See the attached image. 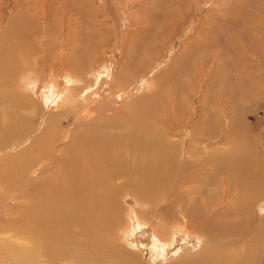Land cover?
Returning <instances> with one entry per match:
<instances>
[{"label":"rangeland","instance_id":"374dc122","mask_svg":"<svg viewBox=\"0 0 264 264\" xmlns=\"http://www.w3.org/2000/svg\"><path fill=\"white\" fill-rule=\"evenodd\" d=\"M9 45L14 60L28 54L29 66L11 74L8 59L0 61V122L12 127L8 132L1 129L2 168L34 158L33 151L22 154L25 145L42 126L59 121L56 114L65 105L82 104L74 115L67 113L60 120L63 145L56 154L46 147L43 156L48 161L40 168L34 165L35 179L41 172L48 176L51 163L56 164L71 142L106 127L123 108L131 107L133 117L115 119V124H142L151 113L149 121L156 117L173 136L174 159L184 155L185 163L194 166L186 177L181 170L179 175L187 183L181 189L187 196L181 199L195 207L190 215L173 211L174 217L170 212L159 217L163 228L155 233V218H136L147 208L134 196L121 195L117 203L123 212L118 223L122 232L112 234L115 240L126 242L145 264L152 259L151 242L157 235L161 242L172 243L167 263L180 246L200 248L206 239L202 260L235 245L238 264H264V257L254 258L264 250V0H0V48ZM58 99L64 104L59 110ZM170 103L177 111L160 110ZM217 153L222 167L217 163L219 173L214 176L210 168H215ZM61 169L63 180L66 169ZM179 175L169 181L167 196L172 199ZM7 197L0 204V227L10 221L21 198L11 192ZM158 200H145L152 203L153 213L169 203ZM205 216L209 232L189 230L188 223H205ZM9 235L5 229L0 233V245ZM110 237L100 231L96 247L107 250ZM110 258V264L117 262Z\"/></svg>","mask_w":264,"mask_h":264},{"label":"bare ground","instance_id":"6f19581e","mask_svg":"<svg viewBox=\"0 0 264 264\" xmlns=\"http://www.w3.org/2000/svg\"><path fill=\"white\" fill-rule=\"evenodd\" d=\"M6 47L0 48V61L3 57L8 59L9 67L12 70L11 74L23 72L26 69L25 67L29 66L28 54L23 53L19 59L16 60L15 58L14 60V56L11 55L13 46ZM17 62H19V65ZM7 81L10 82L9 78ZM22 101L20 102L19 99L17 102L21 108L23 107ZM56 104H59L58 110L64 105L60 99L56 101L55 106ZM65 106L64 110L56 111V117L61 118L60 120L64 119L67 113L74 115L82 104L77 102L75 106ZM84 107L83 109H86V106ZM89 108L90 104L88 103ZM160 110L170 111V114L177 111L173 103L164 104ZM132 111L131 107H126L120 112H116V114L113 113L114 116L108 120L106 127L100 126L95 132L88 131L84 134V140L71 142L72 144L65 148L60 159L55 162L56 164L51 163L54 168L50 172H48L49 170L46 171L48 172L47 177L41 172L37 174L35 179L36 166L34 165L39 164L38 167L40 168L43 162L45 163L48 158L45 157L46 155L43 156L46 147H52L56 154L57 150L63 145V137L59 142L62 131H64L59 119V121L52 120L46 127L42 126V130L35 134L36 136L25 145V151L23 150L22 154L33 151L35 152V154L33 153L35 159L31 156L25 162H21V164L14 167L2 168V165L0 166V170L3 169L0 173L2 174L3 171L5 174L0 176V196L5 198L4 201H0V204L5 203L10 192L21 197L11 215V218L14 217L15 220L10 224L9 222L12 220L10 218V221L6 222L7 225L2 224L4 226L1 225L0 227V233L5 229L10 234L8 236L9 240L3 241L5 245H0V264H110L111 255L117 261H112L115 264H145L144 261L141 262L140 259H137L138 256L133 254L132 250L126 246V242L120 245L112 235L115 231L116 233L122 232L120 224H118L123 217V212L119 209L117 203L119 197L121 195L124 197L127 194L132 195L136 198L139 206H145L147 211L141 214L137 213L136 218L138 221L143 219L141 217H150L152 219H149L152 221L155 218V222H152L155 233L163 228L162 219L160 218L166 213H173L174 217L175 211L176 214L182 216L190 215L193 212L195 205L192 202L182 200L183 198L181 199V196H187L181 190L187 183H183L182 174L179 175V170L186 173V177L189 170L194 166L189 165L188 161L185 163L184 155L181 156L182 160L174 159L173 154L177 149L174 148L169 138L172 137L173 139V136L167 135V129L157 122L156 117H154L156 119L153 118L152 121H149L151 120V117H149L151 113L148 115V120L142 119L144 120L142 124L118 125L114 123L115 119L132 118L134 114ZM142 115L144 116L143 113ZM31 123H33V120H31ZM162 123L167 124L163 120ZM40 125H42V122H40ZM2 128L6 132L12 129L11 125H1L0 122V134ZM33 129L36 130L35 126ZM74 132L76 131L73 129ZM104 132L106 133L104 134ZM12 134L10 135L12 136ZM204 138L202 137V141L206 140ZM39 153L40 155L37 157ZM19 156L23 155L19 154ZM213 161L216 169L210 168V171L215 176L219 173L217 163L219 167H222L219 153L213 155ZM196 165L200 166V169L203 168L200 162ZM61 167L66 169L63 180L59 178L61 170H63ZM68 171L72 172L68 175ZM177 175L180 179L176 181L177 186L174 187L175 194L172 199L167 196L168 185L170 179L172 180ZM251 177V180H253V176H249V178ZM119 181H121V184L117 186L116 182ZM249 182L251 183L250 180ZM154 196L161 199L158 200L159 203L160 201L167 202V200L169 203L163 205L161 209L156 208L153 213V208L150 206L152 203L149 204L145 200ZM215 215H217V212ZM205 217V223L196 225L188 223L189 230L190 228H197L201 232H209V225H207L209 217ZM143 223L139 222L141 226H144ZM100 231L106 233L108 237L113 236V238L110 237L112 238L111 245L104 251H100L95 245L99 238H97V234ZM143 231V229H140L142 238L146 235ZM158 237V235L157 237L154 236L153 242H151L153 256L148 264H238L240 260L235 245L221 247L210 257V260L200 259L205 255V244L208 242L204 239L203 247L200 248L186 244L180 246L170 256L168 260L170 263H167L165 257L168 252L167 249L172 243L161 242ZM12 238H16L15 241L11 242L10 239ZM241 256L243 257V255ZM256 257H260V259L264 257V250L258 251L254 258ZM258 264L262 263L259 262Z\"/></svg>","mask_w":264,"mask_h":264}]
</instances>
